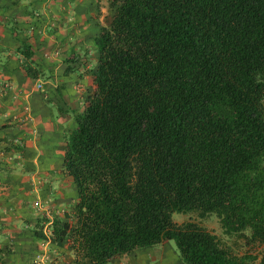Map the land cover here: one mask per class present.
<instances>
[{
	"label": "trees",
	"instance_id": "16d2710c",
	"mask_svg": "<svg viewBox=\"0 0 264 264\" xmlns=\"http://www.w3.org/2000/svg\"><path fill=\"white\" fill-rule=\"evenodd\" d=\"M95 45L94 88L64 138L76 204L34 234L84 264L167 242L183 264H264V0H117ZM191 213L249 232L260 260L173 221Z\"/></svg>",
	"mask_w": 264,
	"mask_h": 264
},
{
	"label": "crops",
	"instance_id": "0c3cea01",
	"mask_svg": "<svg viewBox=\"0 0 264 264\" xmlns=\"http://www.w3.org/2000/svg\"><path fill=\"white\" fill-rule=\"evenodd\" d=\"M117 0H0V264H84L34 234L37 221L71 212L65 134L93 90L95 38ZM32 48L27 59L22 50ZM38 67L39 78L25 66ZM41 205V206H40ZM48 231V227L46 229ZM48 233V232H47ZM109 264H183L173 242Z\"/></svg>",
	"mask_w": 264,
	"mask_h": 264
},
{
	"label": "rangeland",
	"instance_id": "374dc122",
	"mask_svg": "<svg viewBox=\"0 0 264 264\" xmlns=\"http://www.w3.org/2000/svg\"><path fill=\"white\" fill-rule=\"evenodd\" d=\"M173 221L179 224L195 221L212 232L233 255L239 258H247L250 262H258L261 258L262 246L250 240V233L246 232V237L228 236L221 227L220 220L216 215H209L205 219H200L197 214H174Z\"/></svg>",
	"mask_w": 264,
	"mask_h": 264
},
{
	"label": "built area",
	"instance_id": "2783aa9c",
	"mask_svg": "<svg viewBox=\"0 0 264 264\" xmlns=\"http://www.w3.org/2000/svg\"><path fill=\"white\" fill-rule=\"evenodd\" d=\"M41 206V205H40Z\"/></svg>",
	"mask_w": 264,
	"mask_h": 264
}]
</instances>
